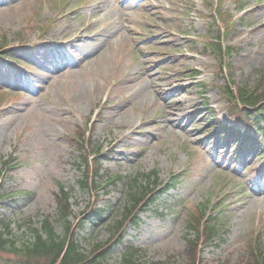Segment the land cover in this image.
Returning <instances> with one entry per match:
<instances>
[{
	"label": "rangeland",
	"instance_id": "obj_1",
	"mask_svg": "<svg viewBox=\"0 0 264 264\" xmlns=\"http://www.w3.org/2000/svg\"><path fill=\"white\" fill-rule=\"evenodd\" d=\"M213 2L148 0L142 4L130 0L133 6L121 9L122 17L118 11L122 6L108 0L95 9H91L95 0H0V47H4L0 50V94L4 95L0 99V157L10 156L17 162L12 171L0 172V217L9 223L8 239L16 247L30 238L28 228L38 227L43 217L54 214L61 186L68 193L71 220L91 202V193L78 185L80 155L76 144L68 140L78 131L84 133V140H91L89 149L98 146L100 154H108L101 160V182L114 174L123 176L121 183L107 186V192L99 189V207H118L125 183L136 174L155 170L156 182L164 184L171 174L180 173L172 189L138 214L136 225L127 224L122 230L124 240L144 250L141 264L181 263L187 252L186 209L207 198L219 211L220 221L217 238L201 249L204 260L227 259L226 264H238L249 250L248 239L252 241L257 234L264 246V174L259 168L264 160L256 158L255 167L237 170L236 149L231 151L228 143L223 144L224 152L218 149L221 144L212 139L216 132L206 131L211 124L203 114L213 107L220 123H225L227 103L219 91L224 81L253 88L264 65V0H223V9L233 20L223 39V44L233 47L225 57L224 77L217 71V58L204 44L211 31L208 19L200 17L212 12ZM97 10V16L91 14ZM94 18L93 27L103 30L101 36L86 39L76 48L62 43L68 38L66 32L91 25ZM156 22L165 29L171 47L168 49L167 41L159 44L158 51L168 50L150 61L146 54L152 47L140 38ZM92 29L86 31L92 35ZM182 30L197 40L189 42L179 36ZM182 48L194 49V57L176 59ZM170 57L178 61L176 66L170 65ZM145 63L152 72L157 69L156 75L128 89L126 80ZM192 68L200 70L197 79L190 76L169 83L174 75ZM124 72L132 74L123 79ZM157 76H163L161 85ZM201 80L208 83L204 90L197 84ZM105 83L114 90L122 89L111 102L124 105L125 118L114 109H105L98 121L92 116L93 107L105 102L101 100ZM159 86L162 88L155 93ZM176 86H183L185 92L175 96ZM125 92L129 96L118 100ZM163 102L169 103L175 118L172 125L165 123ZM89 130L91 134L86 136ZM113 140H117L115 145ZM147 182L141 178L142 185ZM221 197L224 200L219 204L216 201ZM114 214L88 219L78 230L79 245L88 251L92 243L105 242ZM55 231L61 233V224H55ZM120 253L118 245L110 248L106 262L119 264ZM16 257L0 251V264Z\"/></svg>",
	"mask_w": 264,
	"mask_h": 264
},
{
	"label": "trees",
	"instance_id": "obj_2",
	"mask_svg": "<svg viewBox=\"0 0 264 264\" xmlns=\"http://www.w3.org/2000/svg\"><path fill=\"white\" fill-rule=\"evenodd\" d=\"M229 95L234 99H237L241 105H246L248 108L253 107L258 102V97L264 99V93H260L257 96L248 95L244 89H238L236 95L229 92ZM250 114L246 111L244 120H247V116ZM251 115V114H250ZM254 121H264V106L256 108L255 112L250 116ZM11 159L7 161H0V165L8 167ZM84 163H88L86 157L83 159ZM99 173L98 167L93 169L91 176L88 172L84 175V179L79 181L82 188L97 194V187L94 176ZM120 175H114L107 177V185H115L117 180H120ZM136 177L132 179V183H127L126 190L124 192L125 199L121 209H118L115 213L117 219H112L113 224L109 228H115L114 235L119 233V229L123 224L127 222H135L138 218L136 213L138 209L148 205L153 201L152 192L154 191V185H137ZM103 187V186H102ZM57 208L54 220L62 225V233L56 234L54 231L51 216H47L43 219L41 227L31 228L33 233V239L22 243L21 247L17 248L13 244V241L5 237V234L1 231V228L7 229V224H1L0 220V251H8L14 253L17 257L13 261H8L5 264H107L105 262V251L100 250L93 245L92 251L85 253V251L77 244L74 238L75 228L71 227L72 223L68 220L69 207L67 202V193L64 189L60 188V194L56 197ZM203 205V204H202ZM204 206H198L187 219V230L193 232L196 242L207 243L217 235L216 228V216H205L203 214ZM102 209L92 208L87 210V214L91 217L98 216ZM114 241H120L119 235L113 237ZM10 246V247H9ZM139 248L127 244L124 246V251L121 257V264H139L137 263V254ZM260 256L251 254L243 264H264V250L260 252ZM225 261L220 264H225ZM183 264H203L199 260H195L192 256ZM205 264V263H204Z\"/></svg>",
	"mask_w": 264,
	"mask_h": 264
},
{
	"label": "bare ground",
	"instance_id": "obj_3",
	"mask_svg": "<svg viewBox=\"0 0 264 264\" xmlns=\"http://www.w3.org/2000/svg\"><path fill=\"white\" fill-rule=\"evenodd\" d=\"M112 1H117V0H112ZM103 2H104V0H98L94 4L93 8H95L96 5L98 6V8H101L102 5H103ZM156 2H159V1L156 0ZM124 6H125V4H124ZM120 9H123V8H120ZM92 30L94 31L93 36H90L85 31V29L81 28V27H79V29H74L73 31L67 32L68 39L66 40L65 44L68 47L76 48L75 47L76 45H78V44L80 45L81 43H84L86 41V39H90L91 40V37H95V36H98L100 34V32L97 31L95 28L92 29ZM153 37H154L155 40H158V41H163L164 40V37H161L158 33L154 34ZM151 56H153V55H149L148 58H150ZM184 58H185V56H184ZM184 58H182V59H184ZM153 73H154V71L152 72V70L148 66V64L145 63L144 65L141 66V69L138 71V73L134 77H131V80L129 82L136 81V85H143V80L142 79L152 78L153 77ZM180 77H182V76L178 75V76H176L173 79L174 80H178ZM161 88H162V86L156 87L154 92L156 93ZM76 96H78V93L75 94V97ZM163 105L166 107V110H167V112H166V123L168 125L169 124L172 125L173 124L172 119H173L174 116L171 115V111L169 110V108H167L169 106L168 103H164L163 102ZM117 108H118V113L122 114V117L125 118L126 115H124V111H125L124 106L123 105H119Z\"/></svg>",
	"mask_w": 264,
	"mask_h": 264
}]
</instances>
